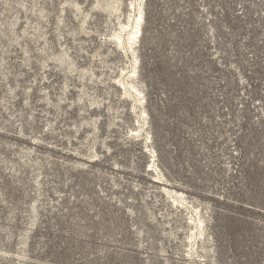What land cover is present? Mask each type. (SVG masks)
<instances>
[{
    "label": "rangeland",
    "instance_id": "obj_1",
    "mask_svg": "<svg viewBox=\"0 0 264 264\" xmlns=\"http://www.w3.org/2000/svg\"><path fill=\"white\" fill-rule=\"evenodd\" d=\"M115 1L0 0V264H264V0L143 1L154 157L115 83Z\"/></svg>",
    "mask_w": 264,
    "mask_h": 264
},
{
    "label": "bare ground",
    "instance_id": "obj_2",
    "mask_svg": "<svg viewBox=\"0 0 264 264\" xmlns=\"http://www.w3.org/2000/svg\"><path fill=\"white\" fill-rule=\"evenodd\" d=\"M143 1L144 0H131L126 12L122 11L121 3L115 1L111 9L116 13L117 28L112 32L110 40L112 45L130 61L129 67L121 70L115 83L122 91L123 98L129 100L131 103V109L136 118V138H143L146 149L152 154V157H154L153 149L148 144L150 142V136L146 131L148 117L144 108L145 95L137 79L136 67L138 61L136 47L139 42L144 19ZM75 7L77 10L79 9L77 5ZM149 166L150 168L148 170L154 172L152 175L153 180L151 181L162 185L160 188L172 200V204H174L177 209L181 207L190 213L189 232L185 236V245L188 247L187 257L194 258L195 260V258L204 256L201 251L205 249L204 243L207 241V220L205 216L196 205L191 204V202L187 200L183 192L170 188L169 184H167V179L161 174V170L154 159H152V163ZM199 248H201V251L198 250Z\"/></svg>",
    "mask_w": 264,
    "mask_h": 264
}]
</instances>
